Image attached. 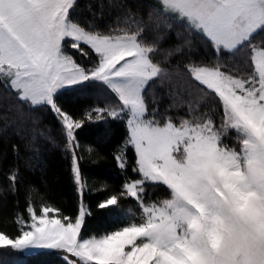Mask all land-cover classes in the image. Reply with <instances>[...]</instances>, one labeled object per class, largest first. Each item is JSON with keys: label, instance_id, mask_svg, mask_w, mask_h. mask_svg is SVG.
Instances as JSON below:
<instances>
[{"label": "snow or ice", "instance_id": "6c2138e0", "mask_svg": "<svg viewBox=\"0 0 264 264\" xmlns=\"http://www.w3.org/2000/svg\"><path fill=\"white\" fill-rule=\"evenodd\" d=\"M90 82L103 103L75 112L57 95ZM0 102L18 117L0 126V251L264 264V0H0ZM101 122L95 142L81 139ZM50 148L70 205L32 179ZM98 161L118 183L89 181ZM100 186L95 209L126 222L93 230Z\"/></svg>", "mask_w": 264, "mask_h": 264}, {"label": "trees", "instance_id": "16d2710c", "mask_svg": "<svg viewBox=\"0 0 264 264\" xmlns=\"http://www.w3.org/2000/svg\"><path fill=\"white\" fill-rule=\"evenodd\" d=\"M57 95L65 103L66 107L75 112H79L86 105L104 102L100 88L95 82H90L88 89L76 85L72 88L61 90ZM164 103H168V101L165 100ZM4 116H7L9 123L18 120L16 114L11 111L6 112L5 105L0 102V126H3L5 122L3 119ZM110 123L114 125L116 122L113 121ZM27 126L25 125V127ZM105 126L104 122H101L99 125H85L84 129L81 130V139L87 143L95 142L96 137L92 133L97 127ZM86 146H90V144ZM110 147L111 144L106 145L105 151L109 150ZM43 167L44 171L42 173L38 170L35 176L32 177L37 182L36 186L40 191V195L47 192V198L51 203L60 205L69 203L70 205L73 200L72 189L68 182V174L66 171L67 163L62 150L50 148V151L45 154ZM86 171L89 181H95L97 185H99L100 181H105L108 184L118 183V181H115L116 172L111 161L90 163L87 165ZM42 179L47 181L46 187L41 186L40 181ZM107 195L108 193L104 191L103 186L99 187V191H94L92 194H89V203L93 207V216L89 218V221L93 230L110 228L117 223L126 222V218L119 211L95 209V205L105 199ZM36 199L39 200V196ZM8 260H20L21 264H52L53 260L59 261V256L41 257L37 259L27 254H9L0 251V262Z\"/></svg>", "mask_w": 264, "mask_h": 264}, {"label": "rangeland", "instance_id": "374dc122", "mask_svg": "<svg viewBox=\"0 0 264 264\" xmlns=\"http://www.w3.org/2000/svg\"><path fill=\"white\" fill-rule=\"evenodd\" d=\"M74 86H76V85H74ZM74 86H72V87H74ZM72 87H71V88H72ZM64 89H69V88H64ZM64 89H61V90H64ZM61 90H60V91H61Z\"/></svg>", "mask_w": 264, "mask_h": 264}]
</instances>
